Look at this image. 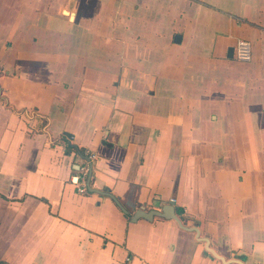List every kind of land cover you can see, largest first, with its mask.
Masks as SVG:
<instances>
[{
  "label": "crops",
  "instance_id": "obj_1",
  "mask_svg": "<svg viewBox=\"0 0 264 264\" xmlns=\"http://www.w3.org/2000/svg\"><path fill=\"white\" fill-rule=\"evenodd\" d=\"M0 264H264V0H0Z\"/></svg>",
  "mask_w": 264,
  "mask_h": 264
},
{
  "label": "built area",
  "instance_id": "obj_2",
  "mask_svg": "<svg viewBox=\"0 0 264 264\" xmlns=\"http://www.w3.org/2000/svg\"><path fill=\"white\" fill-rule=\"evenodd\" d=\"M235 57L240 61H250L252 58L251 42L246 39H238L235 44ZM87 159L71 177V181L76 187L77 192L84 194L89 190L90 172L93 169V162L97 158V153L87 152ZM174 202V201H173Z\"/></svg>",
  "mask_w": 264,
  "mask_h": 264
},
{
  "label": "water",
  "instance_id": "obj_3",
  "mask_svg": "<svg viewBox=\"0 0 264 264\" xmlns=\"http://www.w3.org/2000/svg\"><path fill=\"white\" fill-rule=\"evenodd\" d=\"M182 36L180 34H177L176 37H175V41L177 42H180ZM234 51H235V48L234 46H230L229 49H228V57L229 58H233L234 57ZM66 135H69V133L65 132ZM91 175H92V169H91V172H90V179H91ZM89 185H90V182H89ZM96 192H98L99 194H103V195H106V196H110L113 200H115V202L120 206V208L124 211H126L125 207L122 205V203L120 202L119 198L116 197L113 193L107 191V190H96ZM167 209H170L172 210L173 214L175 216V213H174V202L171 201V203L169 205H166L164 207V211H166ZM166 212H160L159 210H149V211H143V210H139L135 216H134V219H137L138 217H145L147 219H151L154 215H165ZM176 217V216H175ZM212 250V249H210ZM212 252L216 255V256H219L217 255L213 250ZM221 257V256H220Z\"/></svg>",
  "mask_w": 264,
  "mask_h": 264
}]
</instances>
